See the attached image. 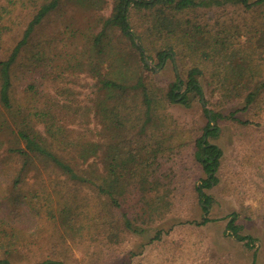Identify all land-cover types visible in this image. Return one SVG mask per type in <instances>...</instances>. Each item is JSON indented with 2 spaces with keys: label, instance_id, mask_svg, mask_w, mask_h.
Returning a JSON list of instances; mask_svg holds the SVG:
<instances>
[{
  "label": "trees",
  "instance_id": "16d2710c",
  "mask_svg": "<svg viewBox=\"0 0 264 264\" xmlns=\"http://www.w3.org/2000/svg\"><path fill=\"white\" fill-rule=\"evenodd\" d=\"M20 1L4 0L0 4V42L21 27ZM75 1L89 10L103 7V0ZM60 2L40 4L9 54L0 59V104L4 108H12L19 72L34 77L52 67L57 69L55 62L60 60L61 50L51 49L50 39L40 41L33 36ZM25 51L28 56L20 63ZM70 53L79 60L73 63L71 58L65 59L63 70L72 67L96 80L91 98L93 120L86 118V132L75 133L67 125L78 124V111L69 112L71 106L64 107L42 88L48 103L31 105L25 121L40 117L55 133L50 130V136L45 137L32 129L20 131L23 145L13 152L22 157V166L14 180L19 183L20 172L33 164L32 158L41 157L70 180L86 183V194H74L69 214L62 220L70 229H86V239L91 243L114 244L124 233H143L145 225L161 219L170 208L174 180L172 171L162 165L180 153L186 140L183 131L170 126L168 106L174 102L189 106L188 93L203 99L201 81L221 106L229 102L239 105L229 112V119L244 125H260L252 117L264 120V0H114L109 15L99 16L95 25L88 26L80 51ZM145 58L155 61L154 67L163 66L167 59L177 62V80L165 88L154 84L145 72L154 73L155 68ZM183 84L185 93L180 94L178 89ZM30 87L34 90L36 84ZM203 111L208 123L195 139L193 157L205 174L194 187L205 213L212 202L205 190L220 183L217 171L223 155L220 146L207 137L217 136L219 129L211 128L210 122L224 115L205 105ZM235 111L245 118H237ZM53 145L86 167L78 169L72 160L53 151ZM29 191L37 196L36 189ZM237 216L232 213L226 229L250 246L256 239L239 233ZM209 221L203 217L196 224ZM10 227L0 218V249L5 253L0 264H12L10 248L19 240ZM162 233L163 229L156 230L152 240L160 239ZM8 236L13 243L1 240L7 241ZM35 264L66 263L46 258Z\"/></svg>",
  "mask_w": 264,
  "mask_h": 264
},
{
  "label": "rangeland",
  "instance_id": "374dc122",
  "mask_svg": "<svg viewBox=\"0 0 264 264\" xmlns=\"http://www.w3.org/2000/svg\"><path fill=\"white\" fill-rule=\"evenodd\" d=\"M47 1H20L18 18L21 27H16L0 42V59L6 58L34 11ZM113 1L103 0L101 9L89 10L75 0H61L59 6L37 26L33 36L40 41L50 39L51 49L61 50L62 56L55 62L57 69L52 67L34 77L31 73L19 72L14 81L12 108L6 109L0 104V218L19 237L14 243L9 236L7 241L1 240L15 244V247L11 246L13 249L10 248L12 264H35L46 258L62 260L66 264H264V120L252 117L253 122H260V125H244L229 119V112L239 105L229 102L221 106L216 95L210 94V88L202 81L203 100H209L204 105L209 110H221L224 115V118L210 122L211 127H218L217 136L207 137L210 142L218 144L223 153L217 171L220 183L205 190L212 197L207 212H203L194 189L205 174L194 159L193 151L195 139L208 120L202 98L191 93H188L189 106L178 102L168 106L170 126L183 131L186 140L180 153L172 159H165L162 165L164 170L172 171V205L161 219L145 225L143 233H124L120 242L104 244L87 240L86 229H70L62 218L69 214L74 194L79 191L86 194V183L70 180L41 157L32 158L33 164L20 172L21 180L15 182L22 166V157L13 152L23 145L20 131L32 129L41 136H50L51 128L45 126L42 118L32 117L25 121L26 110L31 109V105L39 104L40 107L48 103L44 100L46 92L42 88L64 107L71 106L69 112L78 111V124L67 126L75 133L86 132V118L91 116L92 119L93 114L91 98L96 80L84 71L72 67L64 71L63 68L65 59L71 58L73 63L79 60L77 56L70 57V52L80 51L88 26L95 25L99 16L109 15ZM2 2L4 0H0V4ZM115 37H118L117 33ZM27 56L25 51L20 63ZM154 62L148 60L155 72H145L154 84L165 88L177 80L175 72L180 70L177 62L167 59L161 67H154ZM32 83L36 84L34 90L30 87ZM178 93H185V84ZM235 116L245 118L240 112ZM51 149L72 160L78 169L86 167L76 163L60 147L53 145ZM30 188L36 189L37 196H32ZM16 198L22 199L15 201ZM232 213L238 215L239 233L256 239L250 246L244 245L226 229ZM203 217L210 221L196 224ZM159 229L164 233L160 239L152 240ZM3 250L0 249V257L5 255Z\"/></svg>",
  "mask_w": 264,
  "mask_h": 264
},
{
  "label": "water",
  "instance_id": "95a60500",
  "mask_svg": "<svg viewBox=\"0 0 264 264\" xmlns=\"http://www.w3.org/2000/svg\"><path fill=\"white\" fill-rule=\"evenodd\" d=\"M145 62L148 63V59L147 58H145ZM201 103L204 104V100L203 99H201Z\"/></svg>",
  "mask_w": 264,
  "mask_h": 264
}]
</instances>
